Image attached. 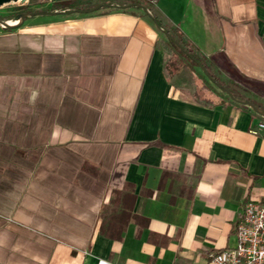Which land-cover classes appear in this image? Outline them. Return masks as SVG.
I'll list each match as a JSON object with an SVG mask.
<instances>
[{"label":"crops","instance_id":"0c3cea01","mask_svg":"<svg viewBox=\"0 0 264 264\" xmlns=\"http://www.w3.org/2000/svg\"><path fill=\"white\" fill-rule=\"evenodd\" d=\"M82 1L38 0L0 27V264H209L264 201V138L248 131L264 116L188 102L163 75L153 17L264 113V0L56 8Z\"/></svg>","mask_w":264,"mask_h":264},{"label":"trees","instance_id":"16d2710c","mask_svg":"<svg viewBox=\"0 0 264 264\" xmlns=\"http://www.w3.org/2000/svg\"><path fill=\"white\" fill-rule=\"evenodd\" d=\"M37 2L34 3L36 4ZM139 6H144L151 10L149 6L140 0H85L69 4L60 3L57 4L56 8L67 9L71 13L80 14L94 13L100 10H104L107 13L114 11L129 13V11L142 12ZM29 13H31V10L22 7L14 21L19 20L23 14ZM153 20L158 22L159 27L163 30L160 42L161 49L164 52L163 75L168 83L176 91L180 92L188 102L200 107L216 108L224 104L223 100H230L229 96H232L235 101H249L244 99L234 89H230L228 85L220 82L217 76L215 77L211 74L210 67L213 65L210 59L208 66L205 58L202 55L200 56L196 50L192 51L189 48H184L187 43L181 37H176L175 34H171L172 32L166 31L155 17H153ZM233 81L234 79L231 77L230 82ZM240 83L249 85L250 88H253L259 94L262 90L261 88L253 87L252 83L247 81L240 80ZM212 86L216 87L214 89L221 93V99L214 96ZM253 105L258 109L255 104Z\"/></svg>","mask_w":264,"mask_h":264},{"label":"built area","instance_id":"2783aa9c","mask_svg":"<svg viewBox=\"0 0 264 264\" xmlns=\"http://www.w3.org/2000/svg\"><path fill=\"white\" fill-rule=\"evenodd\" d=\"M248 131L264 138V121ZM240 216L235 227L236 246L210 253L209 264H264V201L245 204Z\"/></svg>","mask_w":264,"mask_h":264},{"label":"water","instance_id":"95a60500","mask_svg":"<svg viewBox=\"0 0 264 264\" xmlns=\"http://www.w3.org/2000/svg\"><path fill=\"white\" fill-rule=\"evenodd\" d=\"M27 1L28 0H0V7H3L5 5L14 4V3L17 5H23ZM139 7L142 11H144L147 15L150 16L149 10L146 7H144V6L143 7L139 6ZM35 15H39V14L34 13V12H31L29 14H23L20 17V19L18 20V23H15L14 25H9L7 22L0 21V26H3V28H5V29H13V28L21 25L25 21L26 18H29L30 16H35ZM206 18L210 19V20H208V26L209 27H207V33H208L207 36L208 37L206 38V41H205L204 45L201 46V48H202L203 52L205 53V55L210 56V55H213L216 51L220 50L221 41H220V32H219L218 26L216 25L217 18H215V17L210 18L208 15H206ZM156 26H157V29L161 30V28L159 27V25L157 23H156ZM229 97H230V100L235 101L232 96H229ZM235 102L240 103V104L245 105V106L248 105L251 107V109L254 111V113H256L259 116H264V113L259 112L248 101H246V102L235 101Z\"/></svg>","mask_w":264,"mask_h":264},{"label":"rangeland","instance_id":"374dc122","mask_svg":"<svg viewBox=\"0 0 264 264\" xmlns=\"http://www.w3.org/2000/svg\"><path fill=\"white\" fill-rule=\"evenodd\" d=\"M36 1H38V0H28L23 5H17L14 3V4L5 5L3 7H0V21H4V22H7L8 24H12V25H14L15 23H18V20L14 21V20H9V19H15L16 15L19 13V10L22 7H26V9L31 10V12H37L31 8L32 3L36 2ZM26 5L27 6L29 5V6L27 7ZM0 27L3 28V26H0ZM171 34H175L176 37H180L177 32H172ZM184 48H186V49L189 48L192 51H195V48L192 45H190L189 43H187ZM219 78L221 79L220 82L223 81L225 84H228L226 75L221 74V77H219ZM228 86L230 89H234L236 92H239L238 90L233 88L232 85L228 84ZM214 88H216V87L212 86V89L214 90V92L217 93L218 91Z\"/></svg>","mask_w":264,"mask_h":264},{"label":"bare ground","instance_id":"6f19581e","mask_svg":"<svg viewBox=\"0 0 264 264\" xmlns=\"http://www.w3.org/2000/svg\"><path fill=\"white\" fill-rule=\"evenodd\" d=\"M9 25H12V24H9Z\"/></svg>","mask_w":264,"mask_h":264}]
</instances>
